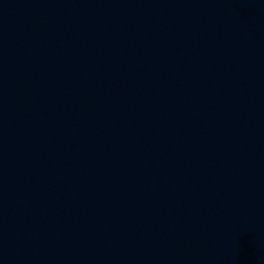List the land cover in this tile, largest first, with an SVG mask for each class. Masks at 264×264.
<instances>
[{"label":"water","instance_id":"1","mask_svg":"<svg viewBox=\"0 0 264 264\" xmlns=\"http://www.w3.org/2000/svg\"><path fill=\"white\" fill-rule=\"evenodd\" d=\"M0 264H264V0H0Z\"/></svg>","mask_w":264,"mask_h":264}]
</instances>
